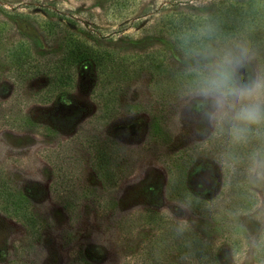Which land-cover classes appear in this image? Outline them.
Wrapping results in <instances>:
<instances>
[{
  "label": "rangeland",
  "instance_id": "obj_1",
  "mask_svg": "<svg viewBox=\"0 0 264 264\" xmlns=\"http://www.w3.org/2000/svg\"><path fill=\"white\" fill-rule=\"evenodd\" d=\"M262 6L0 0V264H264L259 142L197 120L186 56L210 26L264 69Z\"/></svg>",
  "mask_w": 264,
  "mask_h": 264
},
{
  "label": "clouds",
  "instance_id": "obj_2",
  "mask_svg": "<svg viewBox=\"0 0 264 264\" xmlns=\"http://www.w3.org/2000/svg\"><path fill=\"white\" fill-rule=\"evenodd\" d=\"M213 37L208 26L186 38L193 76L188 107L197 120L226 130L232 145L258 141L248 173L264 181V69L251 72L255 57L246 44L214 45Z\"/></svg>",
  "mask_w": 264,
  "mask_h": 264
},
{
  "label": "trees",
  "instance_id": "obj_3",
  "mask_svg": "<svg viewBox=\"0 0 264 264\" xmlns=\"http://www.w3.org/2000/svg\"><path fill=\"white\" fill-rule=\"evenodd\" d=\"M246 13L250 17L249 18L250 21H251V19L255 20L256 19L255 17L257 15H259V19H262L264 21V7L263 6L261 8L256 7L255 9H253L251 11L250 10L249 11L246 10ZM250 13H252V15ZM236 16H237V14H235V17ZM176 23H178V22L176 21ZM253 24L251 26H254ZM176 29L179 30L178 28H176ZM90 54H91L90 50L85 49V50H82V51H78V56L77 57L79 58V60H86ZM235 193L238 194V195L241 194L239 189H235ZM236 197H237V195H236ZM237 200H238V198H237ZM199 251H201V250H199Z\"/></svg>",
  "mask_w": 264,
  "mask_h": 264
}]
</instances>
